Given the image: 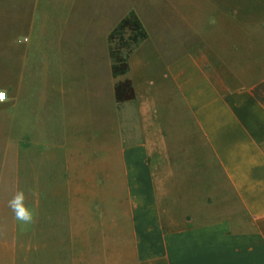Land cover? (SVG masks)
<instances>
[{"label":"rangeland","instance_id":"rangeland-1","mask_svg":"<svg viewBox=\"0 0 264 264\" xmlns=\"http://www.w3.org/2000/svg\"><path fill=\"white\" fill-rule=\"evenodd\" d=\"M62 1L0 0V88L9 96L0 104V195L11 199L23 190L29 207L38 182L47 186L44 198L55 216L68 201L71 214L93 213L97 200L109 208L111 197L120 199L121 148L143 123L172 216L179 212L175 198L186 197L182 209L194 213L197 195L206 194L175 186H213L221 200L226 187L216 164L190 158L194 126L173 122L177 111L188 116L166 73L171 62L196 53L219 74L228 72L223 61L239 76L263 74L264 0H74L65 12ZM237 50L240 60L232 53ZM228 74L219 80L241 81ZM133 100L149 108L150 122H119L126 113L115 104ZM31 106L37 122H31ZM46 116L54 121L44 122ZM175 151L187 152L186 158H174ZM180 168L192 173L178 175L177 183ZM223 209L215 204V211Z\"/></svg>","mask_w":264,"mask_h":264},{"label":"crops","instance_id":"crops-1","mask_svg":"<svg viewBox=\"0 0 264 264\" xmlns=\"http://www.w3.org/2000/svg\"><path fill=\"white\" fill-rule=\"evenodd\" d=\"M71 3L74 0L62 1L63 12ZM232 53L240 60L238 50ZM222 64L241 81L219 80L228 72L216 73L218 67L215 70L208 57L204 61L196 53L174 60L166 73L179 107L188 116L187 120L177 111L173 122L194 126L190 158L199 156L216 164L226 187L221 200H215L213 186H175L177 191L206 194L197 195L194 213L183 211L186 197L175 198L179 212L172 216L151 165L149 125L142 123L139 134L127 138L121 148L120 199L111 197L109 208L97 200L93 213L71 214L68 201L62 215L55 216L52 204L44 198L47 186L37 182L36 198L29 205L36 221L21 228L7 206L10 198L0 195V264H264V73L239 76L233 65ZM98 92L95 88L92 93L99 96ZM115 109L126 113L125 121L119 122H150L149 108L137 100L120 108L115 104ZM20 116L21 108H15V119ZM30 119L38 120V109L33 106ZM41 119L54 121L47 116ZM0 135L4 136V122H0ZM180 138L184 141L186 135ZM186 155L174 152L180 161ZM210 170L213 175V166ZM189 172L177 169V183L178 175ZM214 203L217 207L224 204L225 209L215 211Z\"/></svg>","mask_w":264,"mask_h":264},{"label":"clouds","instance_id":"clouds-1","mask_svg":"<svg viewBox=\"0 0 264 264\" xmlns=\"http://www.w3.org/2000/svg\"><path fill=\"white\" fill-rule=\"evenodd\" d=\"M26 40L27 38H25ZM8 101L7 89L0 88V104L7 103ZM25 200V192L23 190H17L14 196L7 202V206L13 212L21 228L30 226L36 221V213L26 205Z\"/></svg>","mask_w":264,"mask_h":264}]
</instances>
